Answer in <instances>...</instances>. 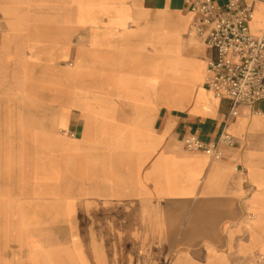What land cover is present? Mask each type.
I'll return each mask as SVG.
<instances>
[{
	"label": "crops",
	"instance_id": "1",
	"mask_svg": "<svg viewBox=\"0 0 264 264\" xmlns=\"http://www.w3.org/2000/svg\"><path fill=\"white\" fill-rule=\"evenodd\" d=\"M189 1L55 0L44 25L39 13L0 11V196L13 187L21 197L17 217L2 219L17 230L1 234L20 245H3L2 257L232 264L264 251V117L252 114L264 103L232 118L231 103L201 85L205 66L181 54ZM253 8L263 19L264 6ZM43 103L77 138L69 146L82 166L80 197L68 205L76 240L46 253L24 229L41 227ZM223 132L236 146L220 144L221 160L184 147L185 137L216 144Z\"/></svg>",
	"mask_w": 264,
	"mask_h": 264
},
{
	"label": "rangeland",
	"instance_id": "2",
	"mask_svg": "<svg viewBox=\"0 0 264 264\" xmlns=\"http://www.w3.org/2000/svg\"><path fill=\"white\" fill-rule=\"evenodd\" d=\"M54 6L55 0H0L1 12L9 11L10 15L21 12L29 15L30 17L35 13H39L41 14L43 25L48 21L50 22L52 19L51 13L55 9ZM184 16L187 20L189 19L190 23L187 35L183 40L181 54L186 59L194 58L197 59L199 63L203 64L205 66V76L209 51L207 50L204 42L196 36L191 28L190 24H192V15L186 13ZM28 21H32V19H28ZM263 23L264 16L263 19L256 17L254 20L255 29H257L259 25L262 27ZM73 63L74 66H68V69H74L76 63ZM203 83L204 77L201 85ZM47 106L48 104L43 103V147L40 185L41 197L40 200L36 201L41 205V227H36L35 232H33V227L24 228L25 230H31V232L26 231V238L34 240V243H31V245L38 247V249L44 253L48 252V250L64 248V245L66 246L67 243H70L72 240H76L78 228L69 226L68 216L73 213V211L70 210L68 205L71 204L73 198L80 197V195H75L73 192H76V190L80 191L82 184L80 153L71 151L72 148L69 146V142H72L77 138H71V134L62 132L59 128H57L53 116L46 114L47 111L45 108ZM255 119H263V117L255 116ZM54 132H57L55 135L60 139L59 142H61L59 143L60 146L57 148L51 145V142L53 141H50L51 137L55 136ZM57 150L59 152L62 151V153H56ZM19 198L21 197L14 193L13 187H11L9 194L0 196V264H33V261L28 257H2L3 255H9L2 252V250L5 249L3 245H9L10 248L16 250L20 245L18 243H3V238L1 237V234L4 231L7 232L13 229L17 230V228L2 226V219L6 220L17 217L18 212L12 210L11 208L13 207V203L19 201ZM255 216L256 214L251 212L249 221H254L253 219ZM219 245H223L222 251H232L231 246L226 248L224 247V243ZM170 246H172V250L174 251L179 248L181 249V244L178 243H171ZM261 252L262 253L251 251L245 255L234 256L232 258L233 260H231L232 264H259L256 262L255 256L264 255V251L261 250Z\"/></svg>",
	"mask_w": 264,
	"mask_h": 264
},
{
	"label": "built area",
	"instance_id": "3",
	"mask_svg": "<svg viewBox=\"0 0 264 264\" xmlns=\"http://www.w3.org/2000/svg\"><path fill=\"white\" fill-rule=\"evenodd\" d=\"M190 0L193 16L191 28L196 36L213 51L204 76V87L215 98L231 103V117L237 118L242 107L254 108L264 103V27L257 32L251 22L257 17L253 4L264 6V0ZM264 117V111L252 110ZM184 147L189 152H206L215 160L224 157L220 144L235 147L232 134L223 132L219 142L207 144L196 137H185ZM264 264V255L255 256Z\"/></svg>",
	"mask_w": 264,
	"mask_h": 264
},
{
	"label": "bare ground",
	"instance_id": "4",
	"mask_svg": "<svg viewBox=\"0 0 264 264\" xmlns=\"http://www.w3.org/2000/svg\"><path fill=\"white\" fill-rule=\"evenodd\" d=\"M256 19V18H255ZM254 19V20H255ZM264 26V23L262 24V27ZM262 27H260V25H259V27H257V29H255L256 27H255V25H254V21H252L251 22V29H252V31L253 32H257L256 30H260Z\"/></svg>",
	"mask_w": 264,
	"mask_h": 264
}]
</instances>
